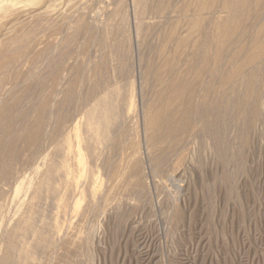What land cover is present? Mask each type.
<instances>
[{"label":"rangeland","instance_id":"374dc122","mask_svg":"<svg viewBox=\"0 0 264 264\" xmlns=\"http://www.w3.org/2000/svg\"><path fill=\"white\" fill-rule=\"evenodd\" d=\"M226 1L0 0V261L264 264V52L220 88L264 0L212 64Z\"/></svg>","mask_w":264,"mask_h":264},{"label":"bare ground","instance_id":"6f19581e","mask_svg":"<svg viewBox=\"0 0 264 264\" xmlns=\"http://www.w3.org/2000/svg\"><path fill=\"white\" fill-rule=\"evenodd\" d=\"M235 2H227V6H226V10H227V13L229 14V16L227 17V21L224 22V23H221L215 30V33L214 34H210V35H207V39H208V46H210V48H215L216 49V55H212L213 57L211 58V56H207V60L210 61L212 59V64L214 63L215 64V61L217 62L220 54L225 50V46H227L226 42H229L227 41L228 39H232V38H235V37H239V36H242L243 34V28L240 27L238 21L241 20V16H243L245 13H243L245 11V7L244 5H242V0L241 1H237L234 0ZM8 2V1H7ZM249 2V0H248ZM5 3V2H4ZM250 3V2H249ZM9 4V3H8ZM224 4V3H222ZM5 5V4H3ZM10 5V4H9ZM0 6H2L1 2H0ZM222 6V5H221ZM246 6V5H245ZM3 7V6H2ZM247 7H248V4H247ZM7 8V7H6ZM1 9V8H0ZM3 9V8H2ZM9 9V8H7ZM220 9V8H219ZM5 10V8H4ZM3 10V11H4ZM250 10V9H249ZM223 12H226V11H223ZM256 13V12H255ZM249 16V15H248ZM254 16V14H253ZM244 19V18H243ZM242 19V20H243ZM257 19V18H256ZM261 21V20H260ZM259 21V22H260ZM241 22V21H240ZM257 22V21H256ZM258 22V23H259ZM257 23V24H258ZM256 24V26H257ZM195 25V24H194ZM259 25V24H258ZM192 26V25H191ZM255 28V27H254ZM256 29V28H255ZM258 29V28H257ZM260 29V28H259ZM138 31V30H137ZM252 31V30H251ZM257 31V30H256ZM259 31V30H258ZM250 33V32H249ZM245 34V33H244ZM226 38V39H224ZM242 38V37H241ZM252 40L254 39V41L252 43H250L249 41L243 46L244 49L248 50L249 51V54L248 56L246 57V59L242 62L241 66L239 68H237L235 71L231 72L230 74H226V75H222V79H221V82H220V88L223 87L225 88V85H229L231 84V86L233 85V81L235 80V76L238 74V73H241L242 69H245V67H249L251 68V66H253L254 64L257 63V57L264 52V34L263 36L259 37V38H255V36L253 38H251ZM250 43V44H249ZM211 58V59H210ZM204 60L206 59L203 58ZM206 60V61H207ZM249 68V69H250ZM247 78V77H246ZM253 79V77H251ZM175 89V92H178L179 93V87L177 88H174ZM173 89V90H174ZM115 91V90H114ZM113 91V93H115ZM112 93V96H114V94ZM115 97V96H114ZM117 98V97H116ZM112 98H110L109 96H105L103 97L102 99H100L97 104L87 113V121L85 120V122H87V132H89L90 134V138L93 139V140H97L99 138V136H104L105 135V131H103L104 129H107L110 127V125L112 124V121H115L117 119V115L115 114V110H114V106L112 104ZM113 100H115V98H113ZM118 100V99H117ZM239 99H237V102ZM241 102V101H240ZM242 103H243V100H242ZM125 104V103H124ZM240 105L243 106V104L241 103H238ZM237 104V106H238ZM239 105V106H240ZM245 105V103H244ZM242 108V107H241ZM110 113V114H108ZM207 115V116H206ZM206 118L209 119V117H211L209 114H206ZM204 118V117H203ZM40 121V120H39ZM38 121V122H39ZM159 125L158 123L156 122H153L152 123V127L153 129L155 130H159L158 126ZM83 126V125H82ZM36 127V126H35ZM103 131V132H102ZM74 132V131H73ZM165 132V131H164ZM30 133V132H29ZM33 133V131H32ZM37 134V132H36ZM35 134V135H36ZM88 134V135H89ZM29 135V134H28ZM163 135V134H162ZM25 136V134L23 135V137ZM34 135H30V137H32ZM26 137V136H25ZM36 137V136H34ZM76 137V136H75ZM106 138V136H104ZM104 137H102L103 139H105ZM28 138V137H27ZM101 138V139H102ZM29 139V138H28ZM28 139H25L26 141H28ZM31 139V138H30ZM32 140L35 141V139L32 138ZM100 140V139H98ZM30 141V140H29ZM28 143V142H26ZM33 143V142H32ZM31 143V144H32ZM35 143V142H34ZM33 143V144H34ZM64 144V143H63ZM1 145V144H0ZM28 145V144H26ZM70 143H67L65 145L66 149L68 150L69 154L71 151V147H70ZM30 146V145H29ZM28 146V147H29ZM58 146V145H57ZM64 146V145H63ZM62 149V148H61ZM88 149V148H87ZM76 150V149H75ZM79 149L76 150V152L74 151V153L78 156L77 159H78V167H82V171L84 170L83 169V161H82V158L80 156V151H78ZM92 150V149H91ZM2 151V149H1ZM0 151V152H1ZM6 151V150H5ZM89 151V150H88ZM91 153V152H90ZM77 161V160H76ZM86 166V165H85ZM84 166V167H85ZM67 168V167H66ZM80 169V168H79ZM48 170H52V169H49ZM69 169H65V174H68V171ZM81 170L79 171V173L81 172ZM64 171V170H63ZM68 171V172H67ZM51 172V171H49ZM84 172V171H83ZM91 172V171H90ZM50 174V173H48ZM83 174V173H82ZM47 175V173L45 174ZM81 175V174H80ZM49 176V175H47ZM69 176V174L67 175ZM51 178V177H50ZM90 180V179H89ZM47 181V180H46ZM97 181V180H96ZM17 189V188H16ZM15 189V191H16ZM38 190V189H37ZM97 190V189H96ZM34 193V192H33ZM68 193V192H67ZM81 197V196H80ZM29 201V200H28ZM1 210V209H0ZM23 220V219H22ZM55 221V220H54ZM18 222V221H17ZM26 224L27 227H31L30 226V223L28 222V220H26L24 222ZM24 225V224H23ZM17 228V226H16ZM47 228V227H46ZM15 229V228H14ZM31 229V228H30ZM61 229V228H60ZM18 230V229H17ZM16 231V230H15ZM45 232V231H44ZM47 240L44 239V238H39L38 239V242L40 244H45ZM51 247V246H50ZM27 252V251H26ZM32 260V259H31ZM11 261L9 259V256L8 254H4L1 258V261H0V264H10Z\"/></svg>","mask_w":264,"mask_h":264}]
</instances>
